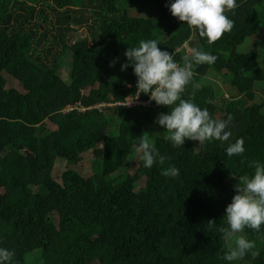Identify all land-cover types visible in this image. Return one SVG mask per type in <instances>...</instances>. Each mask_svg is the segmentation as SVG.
Wrapping results in <instances>:
<instances>
[{
  "label": "trees",
  "instance_id": "trees-1",
  "mask_svg": "<svg viewBox=\"0 0 264 264\" xmlns=\"http://www.w3.org/2000/svg\"><path fill=\"white\" fill-rule=\"evenodd\" d=\"M166 3L0 0V247L14 251L15 264H227L215 228L226 227L239 178L264 162V0H236L224 12L231 30L210 45ZM141 39L158 40L179 64L186 47L216 56L193 67L182 98L194 93L214 118L230 114L229 139H244L241 155L227 156V141L173 146L155 129L166 106L143 93L128 104L136 78L120 65ZM244 42L251 48L240 51ZM141 138L163 163L143 166ZM169 166L179 174L163 175ZM57 213L65 229L54 226ZM239 234L257 254L236 264H264V224Z\"/></svg>",
  "mask_w": 264,
  "mask_h": 264
},
{
  "label": "clouds",
  "instance_id": "clouds-1",
  "mask_svg": "<svg viewBox=\"0 0 264 264\" xmlns=\"http://www.w3.org/2000/svg\"><path fill=\"white\" fill-rule=\"evenodd\" d=\"M235 6L236 0H167L166 3L173 17L185 22L190 29L194 28L209 45L222 33L231 30L233 21L224 12ZM159 44L156 39H141L135 46H128L123 53L126 62L121 63L120 70L124 71L131 66L136 78V92L131 101L143 93L149 101L167 107L166 112L157 114L154 123L164 129V139L173 146L184 145L186 139L198 141V146L208 140L227 141L225 154L229 157L241 155L245 151L244 139H229L230 114L226 118H214L206 108L193 102L191 95L194 93L188 99L182 98L185 86L192 81L193 67L210 65L215 62L216 56L197 47H190L182 56L183 63L179 64L173 59L174 53L158 48ZM113 63L111 61L110 66ZM198 87L193 84L194 89ZM135 151L140 154L145 168L165 160L148 139L141 138ZM250 166L253 168L252 174L239 178V182L234 185V195L225 206L223 218L226 227L215 228L216 223L211 219L207 221L209 229L215 228L222 234L227 249L223 259L227 264H236L246 254L252 257L257 254L253 251L254 242L239 234L244 228L259 232L264 224V162L252 161ZM162 174L175 177L179 170L169 166L162 170ZM14 255L13 250L0 247V264H15Z\"/></svg>",
  "mask_w": 264,
  "mask_h": 264
},
{
  "label": "rangeland",
  "instance_id": "rangeland-1",
  "mask_svg": "<svg viewBox=\"0 0 264 264\" xmlns=\"http://www.w3.org/2000/svg\"><path fill=\"white\" fill-rule=\"evenodd\" d=\"M41 8H43L45 11H47L49 16H52V12H50L44 5H38ZM39 8V7H37ZM77 35L75 36V38L81 36H84V27H81L78 29V32H76ZM241 48H239L240 51H246L249 50L251 48V43L249 42H244L241 46ZM253 47V46H252ZM188 50V47H186L185 52ZM71 51L66 50L63 54V58H61V67H59V72L61 74V77L64 81H67V73L70 67V61H71ZM217 79V77H211V81L213 84H217V82L215 81ZM128 87V85H126ZM135 99H133L132 101L129 99L128 101H131L132 103L134 102ZM131 103V104H132ZM45 125L49 128V129H55V126L50 123L49 121L45 120ZM155 129L157 131L162 130L163 128L160 127L159 125H156ZM58 163L59 166H63L64 163L63 161H59ZM53 223L54 226L58 229H65L66 228V224L64 221V217L62 215V213H57L53 216Z\"/></svg>",
  "mask_w": 264,
  "mask_h": 264
},
{
  "label": "built area",
  "instance_id": "built-area-1",
  "mask_svg": "<svg viewBox=\"0 0 264 264\" xmlns=\"http://www.w3.org/2000/svg\"><path fill=\"white\" fill-rule=\"evenodd\" d=\"M138 100H139V99L136 97L135 100H134V102H133V104H134V103H138Z\"/></svg>",
  "mask_w": 264,
  "mask_h": 264
}]
</instances>
